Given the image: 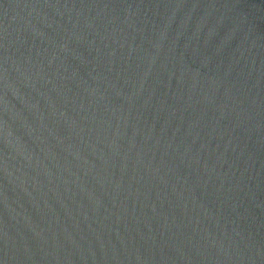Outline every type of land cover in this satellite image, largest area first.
<instances>
[{"label":"water","instance_id":"1","mask_svg":"<svg viewBox=\"0 0 264 264\" xmlns=\"http://www.w3.org/2000/svg\"><path fill=\"white\" fill-rule=\"evenodd\" d=\"M0 264H264V0H0Z\"/></svg>","mask_w":264,"mask_h":264}]
</instances>
